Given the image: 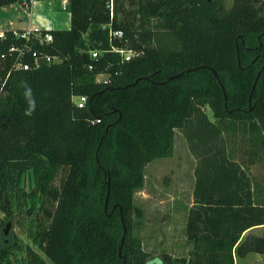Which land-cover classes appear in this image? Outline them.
Returning <instances> with one entry per match:
<instances>
[{
    "label": "trees",
    "instance_id": "16d2710c",
    "mask_svg": "<svg viewBox=\"0 0 264 264\" xmlns=\"http://www.w3.org/2000/svg\"><path fill=\"white\" fill-rule=\"evenodd\" d=\"M227 1L114 0L111 10L110 0H69L70 28L48 31L52 42L33 38L20 59L25 40L13 30L0 38V211L37 221L30 235L54 264H235L264 255V233L243 240L264 226V183L248 173L264 164V0ZM15 4L28 10L30 0H0ZM177 131L198 160L192 248L151 258L133 234L136 193L151 162L174 156ZM20 246H0V264H12Z\"/></svg>",
    "mask_w": 264,
    "mask_h": 264
},
{
    "label": "rangeland",
    "instance_id": "374dc122",
    "mask_svg": "<svg viewBox=\"0 0 264 264\" xmlns=\"http://www.w3.org/2000/svg\"><path fill=\"white\" fill-rule=\"evenodd\" d=\"M231 1L228 0L227 5H230ZM45 2L52 4L54 8L61 9L63 7V0H46ZM37 7H41V3ZM261 72L259 71L258 74ZM104 79H106L105 75L98 76L99 81ZM220 86L228 98L225 84L221 82ZM208 115L212 116L210 111H208ZM100 146L101 144L96 152L98 162ZM197 164L198 160L191 153L185 134L177 131L174 156L158 158L146 167L145 188L136 193L135 199V205L142 215L141 217L136 215L134 217L135 229L133 234L142 239L144 250L151 255V258L162 257L165 253L175 257H183L187 256L192 248L187 239L186 229L188 213L195 200ZM248 173L255 183H264V164L251 167ZM105 176L106 181L110 183L112 178L110 170H105ZM27 181L26 187L28 186ZM57 183L59 184V182ZM38 218L43 219V216L40 215ZM9 221L12 222L13 226L5 234L4 229ZM1 223L4 224L3 227H1ZM37 224V221L34 223L32 218L26 215L24 217L15 215L13 219H10L0 211V246L10 247L15 242L21 245V248L15 250V254L11 256L12 264H22V261L23 264H33L26 251L27 247L34 249L45 259L47 264H54L41 250L36 249L30 235ZM263 233L264 226L254 228L245 234L243 240L247 236H262ZM241 258L236 256L240 264H264V255L259 257L255 253H249L246 257Z\"/></svg>",
    "mask_w": 264,
    "mask_h": 264
},
{
    "label": "crops",
    "instance_id": "0c3cea01",
    "mask_svg": "<svg viewBox=\"0 0 264 264\" xmlns=\"http://www.w3.org/2000/svg\"><path fill=\"white\" fill-rule=\"evenodd\" d=\"M45 1L31 0L28 10L21 4L0 8V32L27 30L33 27H41L46 30L69 29L71 25L70 9L54 8L52 4ZM40 3L41 7H37ZM255 255L261 256L260 254ZM244 260L246 259L244 258ZM235 264H240L237 259Z\"/></svg>",
    "mask_w": 264,
    "mask_h": 264
},
{
    "label": "built area",
    "instance_id": "2783aa9c",
    "mask_svg": "<svg viewBox=\"0 0 264 264\" xmlns=\"http://www.w3.org/2000/svg\"><path fill=\"white\" fill-rule=\"evenodd\" d=\"M109 7H110L111 10L114 9V0H110ZM63 8L64 9L69 8V0H63ZM44 31H46V34L43 36V32ZM48 31H50V30H46V29H43L41 27H33V28H30V29H27V30H20V31L19 30H13V34L17 38L25 40V45H23L20 48V50H19V58L21 59L25 55V53L27 51H30V48H29L28 44L33 41V38L39 40L40 43L52 42L53 41V37ZM111 35L113 37L122 38L123 37V32L122 31H117V32L111 33ZM4 36H5V33L4 32H0V38H4ZM15 49L16 48H12L11 51H15ZM122 53H124V52L122 51ZM128 54H130V53L126 54V58L130 59V57L132 55L129 56ZM32 56L35 59V64L38 65L39 64V60L41 59V56L36 51H34L32 53ZM92 56H93V58H97L98 57V53L94 52V53H92ZM43 58H45V60L47 62H52L54 60V59H52L49 56H43ZM19 67L23 68L24 70H28L30 68V65L26 64V63H20ZM75 103H76V105L79 108H83L88 103V99L85 96L77 97L75 99Z\"/></svg>",
    "mask_w": 264,
    "mask_h": 264
},
{
    "label": "water",
    "instance_id": "95a60500",
    "mask_svg": "<svg viewBox=\"0 0 264 264\" xmlns=\"http://www.w3.org/2000/svg\"><path fill=\"white\" fill-rule=\"evenodd\" d=\"M238 54H239V52H238ZM211 71H212V73L214 74L215 78L219 80V75H218V73H216L213 69H211ZM187 72H189V71H187ZM183 74H184V73H180V74H178V75H175V76L169 78L168 81L165 82V84L168 83V82H170V81H172V80H174L175 78H179V77L183 76ZM260 75H261V73H259L258 76L256 77V81H255V83H254L253 90H254L255 87H256V84H257L256 82L258 81ZM145 79L148 80V78H145ZM139 81H140V79H138L133 85H136L137 83H139ZM219 83L221 84L220 80H219ZM118 89H120V88H118ZM108 90H114V89H108ZM103 92H104V91H103ZM120 118H121V116H120ZM107 130H108V128H107ZM109 194H110V183H108V193H107V197H106V201H105V210H107V208H108ZM115 207H116V206H115ZM121 213H122V209H121ZM122 224H123V229H124V235H123V237H122L121 244H120V247H119V256H120V257H122V251H123V245H124V241H125V236H126L127 231H128V230H127V227H126V224H125V221H124V219H123V217H122ZM12 226H13V225H12V222L9 221V222L7 223V225H6V228L4 229L5 234H7V233L12 229Z\"/></svg>",
    "mask_w": 264,
    "mask_h": 264
},
{
    "label": "clouds",
    "instance_id": "9594fccd",
    "mask_svg": "<svg viewBox=\"0 0 264 264\" xmlns=\"http://www.w3.org/2000/svg\"><path fill=\"white\" fill-rule=\"evenodd\" d=\"M25 95L27 96V97H29V103L30 104H32L33 106H34V102L31 100V90L29 89L26 93H25ZM159 264H162V262H159Z\"/></svg>",
    "mask_w": 264,
    "mask_h": 264
},
{
    "label": "flooded vegetation",
    "instance_id": "af4514ba",
    "mask_svg": "<svg viewBox=\"0 0 264 264\" xmlns=\"http://www.w3.org/2000/svg\"><path fill=\"white\" fill-rule=\"evenodd\" d=\"M259 59V55H258V57L256 58V61Z\"/></svg>",
    "mask_w": 264,
    "mask_h": 264
}]
</instances>
